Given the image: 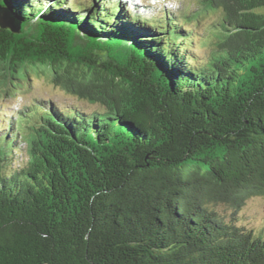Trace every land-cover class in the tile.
<instances>
[{"label":"trees","instance_id":"16d2710c","mask_svg":"<svg viewBox=\"0 0 264 264\" xmlns=\"http://www.w3.org/2000/svg\"><path fill=\"white\" fill-rule=\"evenodd\" d=\"M134 5L0 0L2 94L42 73L94 106L2 112L0 264H264L238 215L264 196V0Z\"/></svg>","mask_w":264,"mask_h":264},{"label":"rangeland","instance_id":"374dc122","mask_svg":"<svg viewBox=\"0 0 264 264\" xmlns=\"http://www.w3.org/2000/svg\"><path fill=\"white\" fill-rule=\"evenodd\" d=\"M77 2L80 6L88 2V0H70V2ZM137 4L134 5L136 11H140L142 16H162V9L168 7L175 11L177 15L186 12H193L199 7V0H130ZM129 4V3H128ZM220 18V13H213L207 15L204 19L198 22L192 21L195 30L198 34L195 36V44L197 51L204 55L210 43L202 39H209L207 29L209 25ZM205 39V40H206ZM1 81V79H0ZM13 82V80H11ZM12 93L2 94L0 91V120L3 118L2 112L6 114L7 119H15L17 111H26V106L30 103L32 98L40 99L44 97L49 98L52 102L57 104H80L86 109L91 110L94 106L87 102H80L73 95L66 93L59 86L51 83L46 74L29 73L28 80L21 81V87L14 89L10 86ZM29 112V111H26ZM19 154V153H18ZM20 157V156H19ZM240 221L248 228L259 231L264 235V196H254L246 200L244 206L239 212Z\"/></svg>","mask_w":264,"mask_h":264},{"label":"water","instance_id":"95a60500","mask_svg":"<svg viewBox=\"0 0 264 264\" xmlns=\"http://www.w3.org/2000/svg\"><path fill=\"white\" fill-rule=\"evenodd\" d=\"M0 27L17 30L19 29L20 25L13 20L9 10L0 7Z\"/></svg>","mask_w":264,"mask_h":264}]
</instances>
